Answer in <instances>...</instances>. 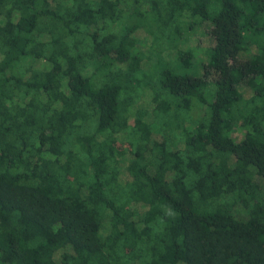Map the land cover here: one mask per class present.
<instances>
[{
  "label": "trees",
  "instance_id": "trees-1",
  "mask_svg": "<svg viewBox=\"0 0 264 264\" xmlns=\"http://www.w3.org/2000/svg\"><path fill=\"white\" fill-rule=\"evenodd\" d=\"M256 176L264 0H0V264H264Z\"/></svg>",
  "mask_w": 264,
  "mask_h": 264
},
{
  "label": "rangeland",
  "instance_id": "rangeland-1",
  "mask_svg": "<svg viewBox=\"0 0 264 264\" xmlns=\"http://www.w3.org/2000/svg\"><path fill=\"white\" fill-rule=\"evenodd\" d=\"M189 20L192 23H194V25H195L194 29L191 30L190 32H188V34L182 39V42H179L178 47L180 49L181 48L182 49H186V48H192V47L195 46L197 48H192V49H193V51L196 54V52L198 50H201V49L204 50V49L208 48L209 46H211L214 43V39L209 33V30H210L212 24L209 21H206V20L197 21L194 18H189ZM144 35L145 34H143L141 32L139 33L140 37H142ZM145 45L147 46L146 43H145ZM170 52H168L169 54H171L169 57H167L166 52H165L164 53L165 57L163 56L162 58L165 61L169 62V63H173L174 60H172V58H173L172 53L175 54L176 50L173 48V49L170 50ZM147 53L150 55L151 51H149V52L147 51ZM205 60H206V58H205L204 51H201V52H199V60L197 58H194L193 59V63L197 64V61H200L201 64H202V63L205 62ZM23 63H25L26 65H30V66H32L34 68L45 69L40 63H31L30 61H28V59H24ZM145 64L147 65V63L143 62V66ZM199 70H201V69H199ZM151 97H152V95H151L149 89L145 87L143 89L142 93H141V96H140L139 100L134 104V106L131 107L130 112L132 113L136 108H144V109L147 110V112H148V116L147 117L150 120L151 119L150 113H151V110H152ZM131 119H132V117L129 120L130 122L132 121ZM186 127L190 128L191 124L190 123L186 124ZM234 127H237V122L235 123ZM232 135L236 139L240 138V134H238V132H236V131ZM125 137H126V134L123 132L117 138H118V140L123 142ZM122 171H124V168L122 169ZM121 178L124 180V173L121 174ZM256 179L260 182V185H261V187L263 188V191H264V182H263V180L260 177H258V176H256ZM236 215H237L238 218H241V219H245L246 216H247L246 212L244 210H242L241 207L238 208V213Z\"/></svg>",
  "mask_w": 264,
  "mask_h": 264
}]
</instances>
